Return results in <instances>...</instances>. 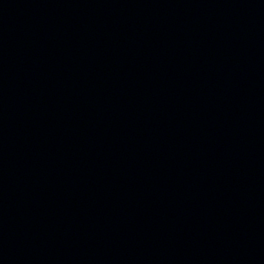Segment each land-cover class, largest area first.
<instances>
[{
  "label": "water",
  "instance_id": "obj_1",
  "mask_svg": "<svg viewBox=\"0 0 264 264\" xmlns=\"http://www.w3.org/2000/svg\"><path fill=\"white\" fill-rule=\"evenodd\" d=\"M0 264H264V0H0Z\"/></svg>",
  "mask_w": 264,
  "mask_h": 264
}]
</instances>
